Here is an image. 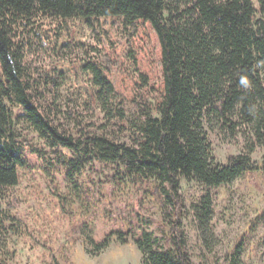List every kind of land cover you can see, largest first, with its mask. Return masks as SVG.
Listing matches in <instances>:
<instances>
[{
    "label": "trees",
    "instance_id": "trees-1",
    "mask_svg": "<svg viewBox=\"0 0 264 264\" xmlns=\"http://www.w3.org/2000/svg\"><path fill=\"white\" fill-rule=\"evenodd\" d=\"M43 19L55 20L58 31L50 34L38 26L34 39L43 43L46 37L49 44L55 35L57 56L60 49H73L90 29L102 44L103 38L108 40L115 65V48L125 46L132 73L124 71L114 81L109 60L89 47L85 58H59L38 77L42 82L35 81L25 67L31 45L25 34L29 25ZM141 22L155 34L160 52L161 87L155 98L148 91V76L128 48ZM114 30L120 44L114 42ZM263 63L264 0H0V192L17 186L18 172L26 166L27 144L14 119V111L20 110L19 117L49 146L67 150L78 161L89 156L112 166L121 175L116 187L135 180L147 187L154 184L165 199L164 208L177 211L173 199L182 181L217 188L255 170L250 153L264 149ZM60 79L73 100L82 99L86 110L93 109L100 118L84 125L77 114L75 124L85 126L77 134L59 130L50 109L40 103L45 91L39 89H53ZM237 110L241 123L233 122ZM213 122L233 134L238 127L247 129L249 150L224 165L216 162L206 131ZM68 166L77 170L76 164ZM196 216L201 232L208 231L207 203L198 207ZM170 223L163 242L148 230L135 240L141 264H191L179 222ZM6 244L0 240V264H11V254L3 252ZM107 244L105 240L97 248Z\"/></svg>",
    "mask_w": 264,
    "mask_h": 264
},
{
    "label": "rangeland",
    "instance_id": "rangeland-1",
    "mask_svg": "<svg viewBox=\"0 0 264 264\" xmlns=\"http://www.w3.org/2000/svg\"><path fill=\"white\" fill-rule=\"evenodd\" d=\"M38 26L50 34L58 31L57 22L49 19L37 20L26 30L29 33L25 37L31 45L26 50L25 67L35 81L42 82L38 77L46 74L59 58H85L89 47L98 48L109 60L114 81L124 71L127 75L132 73L122 44L115 48L119 51L115 65L109 58L112 52L108 40L103 38L102 44L100 35L89 29L75 41L73 49L58 48L57 56L55 35H51L49 44L46 37H42L43 43L35 41L33 33ZM112 37L120 44L118 32L114 30ZM128 48L135 52L139 69L148 76V91L155 98L161 87L160 52L156 36L147 24L137 25ZM259 76L264 82V63L259 67ZM56 85L39 90L45 91L40 103L50 109L59 130L77 134L86 123L98 122L100 118L92 112L93 107L89 112L82 99L73 100L67 84L60 79ZM14 114L17 132L28 148L17 186L0 192V221L5 228L0 240L7 243L3 252L11 254V264H141L135 240L148 230L163 242L174 220L180 224L191 264H264V149L250 153L255 170L230 184L205 188L182 181L178 196L173 199L177 211H173V206L164 208L165 199L160 198L154 184L147 187L145 181L135 180L128 186L116 187L121 175L112 166L89 156L78 161L67 150L49 146L19 117L20 110ZM77 114L85 119L80 127L73 120ZM239 115L237 110L233 122L241 123ZM206 131L219 164H226L230 157L251 147L244 127H238L233 134L213 122ZM71 164H76L77 170L68 168ZM203 202L208 204L210 217L204 233L196 216ZM105 240L107 247L98 249Z\"/></svg>",
    "mask_w": 264,
    "mask_h": 264
},
{
    "label": "clouds",
    "instance_id": "clouds-1",
    "mask_svg": "<svg viewBox=\"0 0 264 264\" xmlns=\"http://www.w3.org/2000/svg\"><path fill=\"white\" fill-rule=\"evenodd\" d=\"M240 83H241L242 85L246 86V87H247V85H248V82H247L246 79H241Z\"/></svg>",
    "mask_w": 264,
    "mask_h": 264
}]
</instances>
